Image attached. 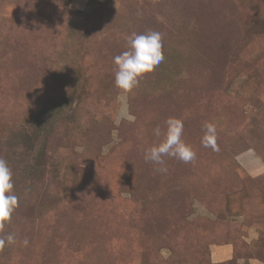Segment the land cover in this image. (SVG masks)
Returning <instances> with one entry per match:
<instances>
[{"label": "rangeland", "instance_id": "1", "mask_svg": "<svg viewBox=\"0 0 264 264\" xmlns=\"http://www.w3.org/2000/svg\"><path fill=\"white\" fill-rule=\"evenodd\" d=\"M149 31L163 62L117 88L114 57ZM169 117L196 155L162 173L144 154ZM250 154L264 161V0H0V158L19 198L0 264H264Z\"/></svg>", "mask_w": 264, "mask_h": 264}, {"label": "clouds", "instance_id": "2", "mask_svg": "<svg viewBox=\"0 0 264 264\" xmlns=\"http://www.w3.org/2000/svg\"><path fill=\"white\" fill-rule=\"evenodd\" d=\"M162 34L156 31H149L145 34L133 33L128 38V50L114 57L115 85L124 91H131L139 84L140 78L151 73L164 60ZM166 130L163 139L145 150L144 158L153 164L161 165L159 172H166L165 157L179 159L184 163L195 159V152L190 145L182 140L183 122L177 118L169 117L166 121ZM205 133L201 143L204 147H210L214 151L219 148L216 144V128L212 123L204 124ZM155 135H162L161 129L157 127ZM12 171L7 161L0 158V227L11 218V215L18 205V197L13 192ZM16 237L12 233L0 236V248L5 244H14ZM24 245L28 240L22 241Z\"/></svg>", "mask_w": 264, "mask_h": 264}, {"label": "crops", "instance_id": "3", "mask_svg": "<svg viewBox=\"0 0 264 264\" xmlns=\"http://www.w3.org/2000/svg\"><path fill=\"white\" fill-rule=\"evenodd\" d=\"M247 161H250V164H248L250 168L257 169L258 172H262L264 170V161L259 156L250 154L247 156L245 164L247 163ZM231 254V245L228 243L213 245L211 248V257L213 261L229 259L231 257ZM249 264H263V262L258 259H252Z\"/></svg>", "mask_w": 264, "mask_h": 264}]
</instances>
